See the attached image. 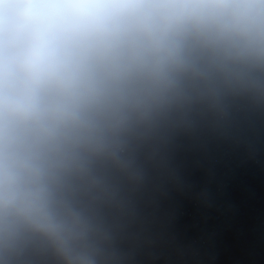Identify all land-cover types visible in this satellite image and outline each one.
<instances>
[{
	"label": "clouds",
	"instance_id": "1",
	"mask_svg": "<svg viewBox=\"0 0 264 264\" xmlns=\"http://www.w3.org/2000/svg\"><path fill=\"white\" fill-rule=\"evenodd\" d=\"M210 139L264 143V0H0V264H203L160 217Z\"/></svg>",
	"mask_w": 264,
	"mask_h": 264
}]
</instances>
